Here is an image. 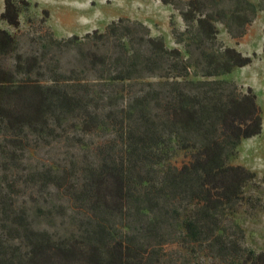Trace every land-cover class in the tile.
Wrapping results in <instances>:
<instances>
[{"label":"trees","instance_id":"obj_1","mask_svg":"<svg viewBox=\"0 0 264 264\" xmlns=\"http://www.w3.org/2000/svg\"><path fill=\"white\" fill-rule=\"evenodd\" d=\"M161 1L182 17L183 29L171 20L182 49L128 18L84 37L57 38L49 30L32 37L38 48L27 51L0 27V152L7 162H23L19 150L60 140L71 121L83 134L116 130L79 180L69 164L31 173L38 209L54 210V192L71 202V230L37 228L0 184V264H163L168 241L206 245L228 264H264L263 251L241 245L221 226L256 177L230 159L243 139L262 132L263 115L252 87L241 92L219 78L253 58L221 44L217 27L243 36L264 0ZM29 6L4 0L0 20L19 28ZM68 44L79 46L81 58L60 72L58 55L50 54ZM10 56L14 62L5 65ZM180 148L193 152L175 166L169 153Z\"/></svg>","mask_w":264,"mask_h":264},{"label":"rangeland","instance_id":"obj_2","mask_svg":"<svg viewBox=\"0 0 264 264\" xmlns=\"http://www.w3.org/2000/svg\"><path fill=\"white\" fill-rule=\"evenodd\" d=\"M28 1L30 2L29 8L23 9L20 13L19 28H15L5 20H0V27L9 30L21 39L23 51L38 48L36 44L32 46L30 43L33 40L32 37L49 33V30L57 38H67L72 35L84 37L95 29L104 32L110 22L119 18L141 21L149 28L152 36L163 37L169 47L183 48L175 41L171 25L173 19L175 25L183 29L182 17L172 5H165L161 0ZM254 2L257 3L258 0ZM3 10L4 0H0V14ZM217 27L219 29L218 40L221 44L235 47L244 55L253 58L252 63L236 67L219 78L237 84L241 92L252 87L257 94V102L263 115L262 132L251 138L243 139L237 147L236 154L230 159L232 164L243 165L255 172L256 177L245 188L244 198L234 208H230L232 211H225L221 226L229 234L234 235L233 237L241 245L264 252V9L257 11L256 17L247 25L246 33L241 37H233L221 22L217 23ZM132 37L135 40L137 35H132ZM63 48V51L56 53V50L50 56L58 55L56 64L60 67V72L69 73L81 58L80 48L73 44L64 45ZM105 49L111 51L112 47ZM13 62L12 56L4 60L5 65H11ZM71 124L72 121L67 125L69 131L61 135L60 140L52 141L50 144L36 143L32 137V142L38 146H31V151L26 153L18 151L17 154L22 157L23 162H7V157L0 152L1 187L4 192L11 194L15 205L29 212V219L37 228L45 227L51 230L59 228L66 232L72 229L74 218L71 202L63 199L61 202L64 207L61 209L57 192L50 196L54 210L51 207L49 210L38 209L41 205L38 204L40 190L35 182L31 181L34 177L31 173L41 166L45 168L50 164L62 166L69 164L72 167L73 177L79 180L86 161L95 159L99 143L116 134V130L111 127H108L110 131H104L105 129L101 128L94 133L83 134L78 129L74 130L75 127ZM78 134L80 137L77 141L69 140L70 137ZM81 138L84 146H78ZM192 150L180 148L175 153L172 150L169 153L170 156L173 155L172 164L181 166L187 162L191 158ZM51 210H53L52 214L49 215L48 212ZM80 210L84 217L85 210L82 208ZM61 212L66 215H62ZM55 213H61V215L57 214V217H52ZM163 254V264H228L220 257L208 254L206 245L200 244L184 248L180 243L168 241L163 247Z\"/></svg>","mask_w":264,"mask_h":264}]
</instances>
